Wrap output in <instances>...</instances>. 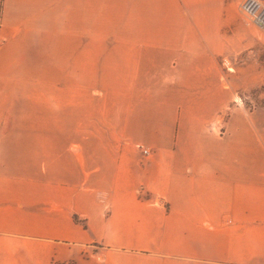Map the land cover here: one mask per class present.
I'll use <instances>...</instances> for the list:
<instances>
[{"label":"crops","instance_id":"obj_1","mask_svg":"<svg viewBox=\"0 0 264 264\" xmlns=\"http://www.w3.org/2000/svg\"><path fill=\"white\" fill-rule=\"evenodd\" d=\"M224 6L0 0V264H264V117L187 62Z\"/></svg>","mask_w":264,"mask_h":264},{"label":"rangeland","instance_id":"obj_2","mask_svg":"<svg viewBox=\"0 0 264 264\" xmlns=\"http://www.w3.org/2000/svg\"><path fill=\"white\" fill-rule=\"evenodd\" d=\"M238 1L225 0L223 55L208 57L207 62L202 58L199 61L196 57L188 58L187 62L193 69L223 70L222 80L224 87L228 88L225 101L232 95L229 91L234 89L244 105L251 110L256 108V115L264 117V30L247 23L238 11ZM183 79L198 85L204 77L192 75ZM156 83L159 84V79H156ZM96 127L101 130L102 135L107 132L102 125ZM130 147L138 150L135 144H130Z\"/></svg>","mask_w":264,"mask_h":264},{"label":"built area","instance_id":"obj_3","mask_svg":"<svg viewBox=\"0 0 264 264\" xmlns=\"http://www.w3.org/2000/svg\"><path fill=\"white\" fill-rule=\"evenodd\" d=\"M238 11L247 21L260 30H264V1L263 0H239ZM227 61V60H226ZM141 148L142 153L148 154V148Z\"/></svg>","mask_w":264,"mask_h":264}]
</instances>
